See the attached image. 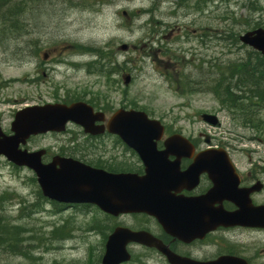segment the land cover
Returning a JSON list of instances; mask_svg holds the SVG:
<instances>
[{"label":"rangeland","instance_id":"obj_1","mask_svg":"<svg viewBox=\"0 0 264 264\" xmlns=\"http://www.w3.org/2000/svg\"><path fill=\"white\" fill-rule=\"evenodd\" d=\"M24 1L25 8L16 12L17 19L23 24L22 30L5 33L6 17L3 16L10 12H6V0H0V59L5 57L6 50V71L0 60V73H6V93L0 88V118H6V131L8 117L18 108L13 109L14 105L10 103L15 100H27L22 104L52 100L44 92L40 91L38 95V89L30 86L35 80L30 76L32 67L25 58H43L45 54H53L60 62L55 76L59 85L58 99L71 94L81 97L89 92L92 97L112 103L116 109L144 110L185 136H195L206 130L209 134L216 133V140L232 153H255L264 158L263 109L253 118L254 122L260 121L256 131L251 123L244 124L236 112L221 108L211 95L182 96L178 89L180 83L176 80L178 77L170 76L169 81L163 77L169 68L162 63L163 56L160 55V63L157 60L154 63L155 59L147 57L151 46L153 53L165 43L163 37L166 32L157 27L154 18L158 13L153 14L152 11L158 10L161 0ZM212 6L215 11L211 15H215L216 20L203 21L200 25L203 29L215 28L219 35L224 34L225 37L228 32L230 36L234 33L237 39L231 38L237 41L256 24L264 28V0H219ZM254 7L259 8L253 10ZM146 10L148 14H142ZM76 45L105 46L112 61L131 70H123V76H131L129 84L126 86L122 78L119 90L115 91L117 80L115 77L112 79L111 72L102 75L96 70H88L87 64L93 58L78 53ZM122 45L128 46L127 52H121ZM174 46L191 47L183 40ZM247 51L249 49L244 47L243 50L230 49L226 42L217 39L213 54L209 55L214 63L226 64L241 59ZM106 69L112 71L110 66ZM192 72L194 70H185V74L191 75ZM171 73L177 74L178 70L171 69ZM205 113L216 114L221 126H206L201 119ZM69 129V134L43 137L37 141L38 146L53 148L63 144L75 132L72 127ZM0 166V194L6 191V199L11 198L6 200L5 208L0 205V217L25 229L23 240L30 244H24V249L31 250V255L39 258L28 260L22 255L0 252V264H96L102 254L103 227L99 224V214L95 210H62V206L60 208L43 199L30 171L13 169L3 160ZM65 222H68L72 236L50 243L51 231Z\"/></svg>","mask_w":264,"mask_h":264},{"label":"flooded vegetation","instance_id":"obj_2","mask_svg":"<svg viewBox=\"0 0 264 264\" xmlns=\"http://www.w3.org/2000/svg\"><path fill=\"white\" fill-rule=\"evenodd\" d=\"M217 1L219 0H161L157 5L158 10L152 11L153 14L158 13L157 18L153 16L157 27L166 32L163 37L165 43L150 54L152 59H155L153 62L157 60V63H160L162 55V63L169 68L180 63L194 72L208 68V63L214 62L209 54H213L218 32L215 28L203 29L200 25L203 21L215 22V15L211 13L215 11L212 5ZM180 40L191 47H175V43ZM230 46L240 45L231 43ZM4 54L5 57L0 60L3 62V70L6 71V50ZM25 60H28V65L32 67L30 76L35 80L30 86L38 89V95L40 91L44 92L52 100H39L33 104H22L27 100H15L10 103L14 105L13 109L17 106L18 108L8 117L7 131L4 129L6 118H0V128L5 134L12 135L10 126L18 110L52 103H84L87 123L90 126L88 132L79 125L69 124L66 134H69L70 127L75 132L59 146H38V140L55 134L48 133L31 136L20 148L29 153L44 150L41 160L43 164L51 163L54 158H63L101 169L109 174H135L139 177L145 175V165L140 156L124 144L118 135L108 130L109 120L118 110L112 103L92 97L89 92H85L81 97L71 94L69 97L63 95L58 99L59 85L55 76L59 70V59L53 54H45L43 58L29 57ZM167 76L168 72L163 74V77ZM192 77L195 78L196 75ZM121 78V70L118 73L116 71L115 91L119 90ZM187 81L188 84L183 85L181 89L182 93L193 95L195 90H198L197 94L209 93L198 81H192L189 77ZM0 88L6 93V73H0ZM4 104L6 106V95ZM164 130L163 138L156 143L159 152L165 150L168 137L178 133L166 125ZM206 135L205 130L199 131L195 136H185V142L191 152L179 158V185L170 192L175 201L163 203L160 206L162 209L154 211L153 215L128 213L114 216L98 210L99 222L103 225V252L108 235L116 228H123L145 234L147 238L145 244L134 243L127 246L130 260L124 264H264V228L260 227L261 223H264V158L255 153H232L227 148L229 153L226 155L208 156L209 161L228 158L232 164L231 175L214 172L213 167L216 164L207 162L204 166L207 170L197 176L188 177L186 172L202 152L221 147L216 140V133ZM177 159V156L171 154L167 156L168 162ZM1 160L13 169L28 170L6 161L3 157H0ZM168 164L166 163L167 166ZM218 187L226 190L220 194ZM2 195L6 203V191L2 192L0 197ZM69 209L97 208L91 205H74ZM220 219L225 226H218Z\"/></svg>","mask_w":264,"mask_h":264},{"label":"water","instance_id":"obj_3","mask_svg":"<svg viewBox=\"0 0 264 264\" xmlns=\"http://www.w3.org/2000/svg\"><path fill=\"white\" fill-rule=\"evenodd\" d=\"M240 40L264 56V29L247 32ZM121 49L125 51L127 46L123 45ZM128 83L127 78L125 84ZM85 107L83 103L71 106L55 104L18 112L12 124L14 135L4 136L0 130V156H5L17 166L29 167L37 177L43 196L60 204H91L115 216L119 213L137 212L153 215L154 211L162 209L160 206L163 203L175 201L169 192L179 185V158L191 151L187 150L185 142L181 141L182 137L176 135L165 142L164 151L158 152L156 141L163 136L164 128L159 121L149 119L141 111H117L110 119L108 128L139 154L145 165L146 174L143 177L109 174L61 158H54L50 164L44 165L41 162L43 151L27 154L19 150V145L24 144L30 136L47 132L62 133L69 122L82 126L88 132L90 126L87 123ZM203 120L213 126L218 124L217 118L212 115H203ZM173 139L181 140L178 142ZM226 153L223 149L202 153L186 175L197 176L207 170L204 168L207 162H213L216 164L213 167L214 172H224L229 176L231 168L228 159L209 161L207 157L209 154ZM169 154L177 156L178 159L168 162ZM166 163H169V166ZM224 190L226 189L218 187L220 194ZM221 222L220 219V224ZM260 227L264 228L263 222ZM144 235L126 229H116L108 238L102 264L127 262L130 256L126 246L130 243H147Z\"/></svg>","mask_w":264,"mask_h":264},{"label":"trees","instance_id":"obj_4","mask_svg":"<svg viewBox=\"0 0 264 264\" xmlns=\"http://www.w3.org/2000/svg\"><path fill=\"white\" fill-rule=\"evenodd\" d=\"M25 5L24 0H6V12H10L9 14L6 13V33L22 30L23 24L17 19L16 12L24 9ZM252 9L254 10L256 7ZM256 27H260V24H256L252 28ZM231 37L237 39L234 37V33L231 36L228 34V38L232 39ZM104 47L76 45L78 53L88 54L95 59L87 64L88 70H96L102 75L111 72L106 69L107 66H115V60L110 59V53ZM213 84L216 85L215 88ZM208 85L221 108L236 112L243 119L244 124L251 123L252 128L256 131L259 129L260 121L254 122L253 118L261 109L264 110V57L261 54L249 50L241 59L228 61L226 64L220 63L217 79L215 81L212 79ZM33 182L35 184L34 178ZM67 223L65 222L51 231L48 238L50 243L72 236L70 226ZM24 232L23 227L13 224L7 219L5 222L0 217V252L13 256L22 255L28 260H38L39 258L31 255V250L24 249V244H30L27 240H23L25 239L22 235ZM53 264L60 263L55 262Z\"/></svg>","mask_w":264,"mask_h":264}]
</instances>
